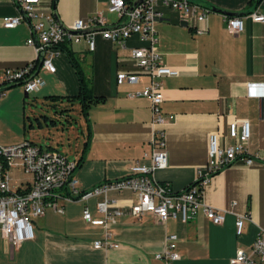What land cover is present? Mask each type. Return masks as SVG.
<instances>
[{
  "label": "crops",
  "instance_id": "crops-1",
  "mask_svg": "<svg viewBox=\"0 0 264 264\" xmlns=\"http://www.w3.org/2000/svg\"><path fill=\"white\" fill-rule=\"evenodd\" d=\"M192 1L209 8L205 22H197L194 16L185 20L181 11L160 1L156 4L157 50L165 64L180 70L177 75L162 77L160 110L174 116L162 126L152 122L147 97L130 95L148 83V75L139 73L137 82H118L116 78L120 70L139 72L130 51L135 46L147 45L145 39L131 34L119 44L103 37L100 26H96L92 28L93 49L84 37L78 41L65 40L64 49L74 53L90 78L93 91L105 96L103 101L90 106L88 144L83 149L85 123L81 145H77L72 158L77 159L81 154L83 157L74 171L79 190L128 174L136 160L149 162L143 159V153L151 151L155 131L160 127L168 163L153 175L174 190L187 186L197 169L205 165L208 135L216 131L224 141L228 123L233 119L249 121L248 150L264 151V96H250L247 90L249 82L264 81V21H253L249 14L257 10L264 15V0ZM108 2L55 0V11L64 24L98 11L107 25L120 22L122 18L109 11ZM40 6L52 11L53 0H41ZM214 7L241 15L243 30L229 32L225 20L229 14ZM18 13L14 0H0V69L34 62L32 73L45 81L40 89L48 87L49 91H58L57 94L76 93L77 72L65 51L60 50L53 57L55 71L51 72L39 65L33 47L27 43L31 36L27 19L14 27L3 25L4 17ZM201 24L202 32L193 31ZM21 86L19 90L24 98L28 93ZM3 100L0 98V106ZM11 143L16 142L5 144ZM110 195L125 210L109 224L117 246L93 247L92 241L104 235V227L92 225L82 217L85 206L93 217L102 216L96 208L100 195L86 200L60 199L62 212L48 207L43 215L32 216V239L14 246L0 229V264H165L155 253L165 248L166 235L170 233L177 234L175 243L179 253L172 264H228L238 248L249 251L254 239L264 231V163L247 166L237 161L215 173L205 185L204 201L224 211V219L218 224L201 210L186 222L173 217L160 220L150 212L136 217L129 212L135 200L130 190L112 191ZM238 215L245 216L240 234L235 231Z\"/></svg>",
  "mask_w": 264,
  "mask_h": 264
},
{
  "label": "built area",
  "instance_id": "built-area-1",
  "mask_svg": "<svg viewBox=\"0 0 264 264\" xmlns=\"http://www.w3.org/2000/svg\"><path fill=\"white\" fill-rule=\"evenodd\" d=\"M181 11L184 19L194 16L197 22H205L209 8L192 0H142L132 8L126 0H109V11L115 12L122 20L107 25L101 12L91 16L75 19L70 24H61L52 11L40 6L41 0H14L19 9L17 15L3 18V25L14 27L22 19H27L31 36L27 43L35 51L40 66L53 72V57L60 52L58 44L65 40L78 41L84 37L90 49L94 48L93 27L100 26L103 37L122 43L131 34H139L147 41L145 46H135L130 55L135 61L139 72L120 70L116 78L118 82H137L139 73L146 74L149 81L140 90L130 93L132 96H145L150 100L152 122L162 126L173 119V115H165L160 110L163 100L162 77L177 75L179 68L165 64L157 50L158 36L154 26L157 15V2ZM253 21H264V15L257 10L251 11ZM227 30L231 33L240 32L244 28L241 15H226ZM87 29L81 33L79 30ZM203 25L195 26L193 31L202 32ZM34 62L22 67H4L0 69V96L5 88L12 83H19L27 93L40 89L45 81L41 76L32 73ZM248 95L264 96V81L249 82ZM250 137V124L247 119H233L223 141L220 133L213 131L208 135L206 162L197 169L193 181L180 190H174L167 182L158 181L153 173L158 168L167 166V150L162 127L155 131L151 151L143 153V159L131 164L128 174L110 180L101 181L88 189L79 190L76 186V160L70 159L57 149L38 145L29 140L11 144H0V148L13 150V160L0 159V229L3 235L14 246L34 237L32 216L43 215L45 209L53 208L63 211L60 199L67 201L86 200L100 195L96 202L101 217H93L85 206L82 210L83 219L92 225L104 227V235L94 239L95 248H108L118 245L112 239L109 224L115 222L116 216L125 210L117 204V199L110 195L112 191L130 190L135 200L129 206V212L136 217L150 212L160 220L167 217L188 221L201 210L213 223H221L224 211L207 204L203 199V189L212 176L222 168L237 161L249 166L264 163V151L250 152L246 143ZM17 167L30 174L27 181H20L15 190L10 187L11 169ZM235 203L233 202L232 205ZM245 216L238 215L235 220V231L243 230ZM177 234L166 235V246L155 253L165 264H172L179 258L175 240ZM264 260V231L252 242L250 250L238 248L228 264H260Z\"/></svg>",
  "mask_w": 264,
  "mask_h": 264
},
{
  "label": "rangeland",
  "instance_id": "rangeland-1",
  "mask_svg": "<svg viewBox=\"0 0 264 264\" xmlns=\"http://www.w3.org/2000/svg\"><path fill=\"white\" fill-rule=\"evenodd\" d=\"M20 86L21 84L11 86L7 89L10 92L7 93L5 90L0 97L4 99L0 106V144L30 139L43 146H54L72 159L77 145H81L82 142L81 130L85 129V119L79 111L78 102L70 110L73 116L71 123L64 124V128H62L60 121L54 125L50 122V117L56 118L55 110L63 107L67 102L65 100L54 102L46 98L47 94H57L58 91H49L48 87H44V89L30 92L22 98ZM52 103H56V105H52ZM40 115L50 117L45 122ZM36 116L40 117L41 126H39ZM11 176L10 187L12 190L17 188L21 180L25 181L31 178L30 174L17 167H12Z\"/></svg>",
  "mask_w": 264,
  "mask_h": 264
},
{
  "label": "trees",
  "instance_id": "trees-1",
  "mask_svg": "<svg viewBox=\"0 0 264 264\" xmlns=\"http://www.w3.org/2000/svg\"><path fill=\"white\" fill-rule=\"evenodd\" d=\"M133 1H129L128 3H132ZM64 42L62 41L60 42L57 46L58 48H60V50L65 51L66 55L68 56L71 64L74 66L76 72H77V76H78V80H79V89L76 93L74 94H47L46 98L52 101H66L67 103L63 106L60 107L59 109L55 110L56 113V118L47 116V115H40L42 118H44V121L46 122V119L50 117V122L52 124H56L57 121H60V123L62 124V128H64V124L66 123H71V120L73 119V116L71 114V109H73V105L78 102V104L80 105V109L79 111L82 113V115L84 116L85 119V123H86V139L83 142V149L86 147V145L88 144L89 138H90V122H89V118H88V111L91 105L96 104L100 101H103L105 96L103 94H97L93 91L92 86H91V81L90 78L87 77L84 74L83 69L81 68L80 63L77 61V59L74 56V53L70 50V49H64ZM37 64V60L35 62ZM35 67V65H34ZM34 69H32L33 71ZM19 83H12L10 85H8L5 90L11 86L17 85ZM52 105H56V103H52ZM29 118V117H28ZM37 119V122L39 124V126H41V120L40 117H35ZM30 126H32V124L30 123ZM23 140H29L32 143H35L34 141L30 140V139H23ZM37 144V143H35ZM40 145V144H38ZM50 148H54L57 149L54 146L51 145H46ZM58 150V149H57ZM65 154V153H63ZM67 156V154H65ZM83 157L82 154L75 160H76V167H78L82 161Z\"/></svg>",
  "mask_w": 264,
  "mask_h": 264
},
{
  "label": "water",
  "instance_id": "water-1",
  "mask_svg": "<svg viewBox=\"0 0 264 264\" xmlns=\"http://www.w3.org/2000/svg\"><path fill=\"white\" fill-rule=\"evenodd\" d=\"M140 1H142V0H134V1L132 2V5H131L130 8H132L136 3L140 2ZM214 9H215V10H218V11H221V12H223V13H225V14H229V15H239L238 13L229 12V11H224V10H221V9H217V8H215V7H214ZM52 13H53L54 17H55V18H56L61 24H64L63 22H61V21L58 19V16H57V14H56V11H55V0H53ZM85 31H87V29L79 30V32H81V33L85 32ZM39 65H40V64H39Z\"/></svg>",
  "mask_w": 264,
  "mask_h": 264
},
{
  "label": "bare ground",
  "instance_id": "bare-ground-1",
  "mask_svg": "<svg viewBox=\"0 0 264 264\" xmlns=\"http://www.w3.org/2000/svg\"><path fill=\"white\" fill-rule=\"evenodd\" d=\"M0 159L13 160V150L10 148H0Z\"/></svg>",
  "mask_w": 264,
  "mask_h": 264
}]
</instances>
